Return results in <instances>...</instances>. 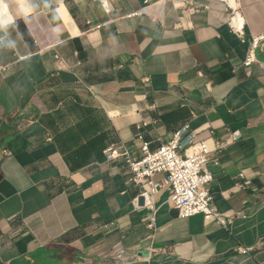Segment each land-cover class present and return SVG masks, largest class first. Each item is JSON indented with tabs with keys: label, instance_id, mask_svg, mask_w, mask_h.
Instances as JSON below:
<instances>
[{
	"label": "crops",
	"instance_id": "crops-1",
	"mask_svg": "<svg viewBox=\"0 0 264 264\" xmlns=\"http://www.w3.org/2000/svg\"><path fill=\"white\" fill-rule=\"evenodd\" d=\"M160 1L2 0L0 264H115L120 249L129 264H264V73L242 66L264 0L226 3L244 39L206 3ZM186 123L222 144L239 135L207 164L228 228L179 217L157 174L149 229L129 173L106 162L111 145L137 151L141 132L155 150Z\"/></svg>",
	"mask_w": 264,
	"mask_h": 264
},
{
	"label": "built area",
	"instance_id": "built-area-1",
	"mask_svg": "<svg viewBox=\"0 0 264 264\" xmlns=\"http://www.w3.org/2000/svg\"><path fill=\"white\" fill-rule=\"evenodd\" d=\"M149 0H147L148 2ZM192 1V0H189ZM106 11L109 6L103 2ZM209 6H205L208 9ZM230 29L240 38L244 39L245 24L232 26ZM264 41V34L253 37L242 66L248 75L252 74L256 67L264 73V61L257 56L260 43ZM2 42V41H1ZM58 44L49 48L54 51V58L66 67L69 65L64 61L56 50ZM0 71H7V67H0ZM236 72V68L234 69ZM141 126H138L140 129ZM203 132L208 135L204 136ZM238 134H231L230 139L224 144L215 142L208 128L192 129L189 123L180 126L172 135L171 139L163 143L159 148L152 150L150 144L143 139L139 132L136 136L140 141L137 151L130 149L126 142H119L109 146L104 151L106 162H120L124 171L129 173V182L138 189V195L133 200L136 209L145 208L149 211L144 220L149 229H154L156 224L157 206L156 197L162 187L155 180L157 174L164 175V185L170 191L169 203L174 207L181 218H189L198 214L203 215L206 224H217L228 228L232 224V217L228 213H222L213 205V197L210 185L214 180L213 174L207 168L212 156L223 148L227 143L236 139ZM11 156L7 149L0 151V159ZM217 162V160H215ZM242 182L237 185L240 188L251 187V181L245 179L243 174L239 175ZM114 223L103 225L101 228L109 229ZM246 251V249H242ZM115 264H129L126 252L123 249L116 251L113 255Z\"/></svg>",
	"mask_w": 264,
	"mask_h": 264
},
{
	"label": "rangeland",
	"instance_id": "rangeland-1",
	"mask_svg": "<svg viewBox=\"0 0 264 264\" xmlns=\"http://www.w3.org/2000/svg\"><path fill=\"white\" fill-rule=\"evenodd\" d=\"M161 1H163V0H161ZM173 1L178 3L177 0H167V4H169V6L173 7L174 6V2ZM194 1L206 3L207 6H209L210 10H212V11L217 13L215 15L217 19H221V20L225 21L228 25H229V22H231L232 18L236 15V11L231 9L226 4V2H223L221 0H194ZM187 2H189V0H187ZM178 8H180L179 10L184 9L182 7V5H178ZM220 8L222 9V11H220L221 10Z\"/></svg>",
	"mask_w": 264,
	"mask_h": 264
},
{
	"label": "bare ground",
	"instance_id": "bare-ground-1",
	"mask_svg": "<svg viewBox=\"0 0 264 264\" xmlns=\"http://www.w3.org/2000/svg\"><path fill=\"white\" fill-rule=\"evenodd\" d=\"M221 1L226 2L233 9H236V7H237L236 0H221ZM243 21H244V19L242 18V16L239 15V13H236V15L231 20L232 23L229 22V24H231L232 26L238 27V26H241L243 24Z\"/></svg>",
	"mask_w": 264,
	"mask_h": 264
},
{
	"label": "clouds",
	"instance_id": "clouds-1",
	"mask_svg": "<svg viewBox=\"0 0 264 264\" xmlns=\"http://www.w3.org/2000/svg\"><path fill=\"white\" fill-rule=\"evenodd\" d=\"M0 7H3L5 9L4 12H0V16H3L6 14V6L2 5V0H0ZM10 22L11 21L0 19V27H3L5 24Z\"/></svg>",
	"mask_w": 264,
	"mask_h": 264
}]
</instances>
